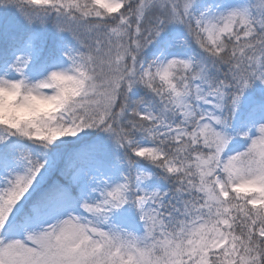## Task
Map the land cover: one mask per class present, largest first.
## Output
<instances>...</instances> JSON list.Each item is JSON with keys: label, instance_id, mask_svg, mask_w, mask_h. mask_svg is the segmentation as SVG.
I'll use <instances>...</instances> for the list:
<instances>
[{"label": "snow or ice", "instance_id": "snow-or-ice-1", "mask_svg": "<svg viewBox=\"0 0 264 264\" xmlns=\"http://www.w3.org/2000/svg\"><path fill=\"white\" fill-rule=\"evenodd\" d=\"M0 264H264V0H0Z\"/></svg>", "mask_w": 264, "mask_h": 264}]
</instances>
